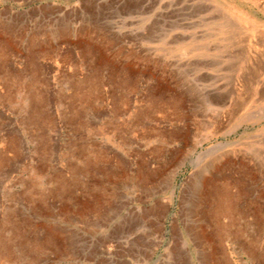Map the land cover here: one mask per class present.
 Listing matches in <instances>:
<instances>
[{
	"label": "rangeland",
	"instance_id": "374dc122",
	"mask_svg": "<svg viewBox=\"0 0 264 264\" xmlns=\"http://www.w3.org/2000/svg\"><path fill=\"white\" fill-rule=\"evenodd\" d=\"M221 1L256 56L264 0ZM195 4L0 0V264H264V176L220 221L182 200L264 151V63Z\"/></svg>",
	"mask_w": 264,
	"mask_h": 264
},
{
	"label": "bare ground",
	"instance_id": "6f19581e",
	"mask_svg": "<svg viewBox=\"0 0 264 264\" xmlns=\"http://www.w3.org/2000/svg\"><path fill=\"white\" fill-rule=\"evenodd\" d=\"M195 5L196 6L194 7H197L195 9L196 14L205 13L207 16L211 17V24L214 26L212 30H215L217 27L220 35H224L221 40L225 43L226 48L235 47L237 49V56L233 57L231 62L240 65V67L244 64H252L254 60L257 62V65L264 63V33L257 37L253 36L254 33L251 31L253 37L251 38L252 40L250 39L249 46L252 45L256 51H261H259L256 56H248L244 59H240L241 54L244 52L245 48H247L243 38L245 32L241 28V22L244 21L241 19L243 16L241 18L236 17L233 12L227 9L221 0H196ZM215 22H219V25H214ZM251 29L256 30L258 27L253 24ZM260 69L264 68L260 66V68H258L255 72L253 71V74H251L252 79L250 80V89H253V93L258 95L260 100H264V74H262L264 72H261ZM261 77H263L262 84L260 82L262 80ZM260 140L261 139H259V141ZM262 143L264 144V140L261 142V145ZM234 157H236V159H225L223 163V160H219V162L214 161L211 165L213 169L211 172H209V169H204L193 176L191 184L184 190V195L182 197L188 215L195 217L202 213V215H207L209 220H213L217 217V220L220 221L219 218L224 213H236L239 208L241 209L240 200L242 197H249L255 189V186H257L259 182L258 179L264 176V173L262 172L264 166V151L262 152L261 147L251 150L249 156L250 159L249 161L247 160L248 162L245 161L244 158H240L238 155H235ZM232 163L237 166L234 167L236 168V171L232 174H228L227 166ZM251 163L255 165L252 167ZM190 235L194 237V233H191ZM196 236V238L199 237L198 234Z\"/></svg>",
	"mask_w": 264,
	"mask_h": 264
},
{
	"label": "crops",
	"instance_id": "0c3cea01",
	"mask_svg": "<svg viewBox=\"0 0 264 264\" xmlns=\"http://www.w3.org/2000/svg\"><path fill=\"white\" fill-rule=\"evenodd\" d=\"M0 262L2 261V259L4 257H8L10 256L11 252H10V245L9 242H0Z\"/></svg>",
	"mask_w": 264,
	"mask_h": 264
}]
</instances>
